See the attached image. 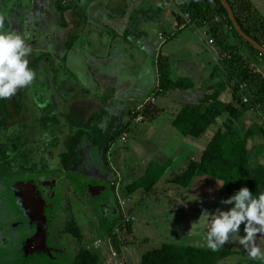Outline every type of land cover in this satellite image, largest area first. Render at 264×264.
<instances>
[{
    "label": "rangeland",
    "instance_id": "1",
    "mask_svg": "<svg viewBox=\"0 0 264 264\" xmlns=\"http://www.w3.org/2000/svg\"><path fill=\"white\" fill-rule=\"evenodd\" d=\"M252 1L257 11L264 16V0ZM51 2L50 4H52ZM31 5L32 0H0V15L8 17L6 26H11L20 31L23 24H21L23 22L21 20V13L22 11L24 12L26 10L27 12V10H30ZM80 22L81 19H79L76 26L81 25L79 24ZM206 29L201 30L200 33L201 38L203 41L206 40L207 44L211 37L206 36ZM28 30L30 33L29 28H27ZM23 31H25V27ZM54 34H56V31ZM71 36L67 42V44H72L71 48L67 49L65 47L63 50V42L59 40L60 45L54 50L56 51L55 54H52V52L45 53L40 48L39 43L43 45V41H34V43L28 41L33 47V53L29 57V66L36 72V79L31 86L18 90L14 97L8 100H0V177L13 174L11 178H8L7 187H5L4 183L0 184V204L6 203V201L8 202L4 194V192H8V185H11L13 188L15 187L19 193L25 194L28 192L31 200H33L31 201L32 207L37 210L43 209L42 213L40 211L37 212L38 214L41 213L40 217L43 214L49 218L47 222L42 221V227L38 233L39 238L40 233L45 228L41 241H43L45 246H48V249H51L50 246L54 243V240L63 235L65 230L59 231V227L52 230L50 224L47 223L59 220L60 224L63 225L60 226L61 229H66L64 227L73 221L72 215L69 212H73V207L76 204L80 203L83 206L91 204L94 210L92 212L96 218L99 215L105 216L107 212L106 208H101L99 205L98 198H96L97 200L91 198L87 186L82 181H85L84 178L88 179L89 177L97 175L93 162L95 163L102 149L107 133L115 127V121L107 114L100 113L101 108H103V111H107V106L106 108L102 107L103 104H101L100 108L99 104H88L85 102L83 104V101H73L75 97H86L89 102L92 100V96H89L87 93L85 94L84 90L77 91L74 87L70 86L71 88H69L67 86L68 83L74 82L69 73H66L64 60H66L69 50L76 44L75 36H77V32L73 31ZM207 47L210 48L208 45ZM59 51L61 54L56 55ZM71 53L75 55V58L78 56V54L76 55V51ZM195 58L192 59L195 61ZM181 63L182 58L180 60L176 58L172 61L170 60L167 69L170 77L174 71L180 69ZM170 79L173 80L172 77ZM238 106L243 108L244 111L247 110L241 104H238ZM253 113L258 116L256 112ZM144 115L145 121H147L148 116L145 112ZM147 124L148 122L145 126ZM139 125L134 124L131 120L128 128L130 129V127H137ZM159 125L161 127L160 129L156 131L148 130L146 133L143 132L145 126H140L142 130L137 131L135 129L130 136L129 142L127 140L122 142L121 139L120 141L117 139L107 153L110 166L111 164L114 166V159L117 156L116 150L124 146L127 149L128 144L135 149L134 153L144 161L151 159L152 161H156L161 151L168 156L171 145L166 146L164 140L166 138L170 139L173 136V141L171 142L177 145L184 138H182V135L176 129L174 132H171V128L168 127L166 120L159 121ZM237 125L241 131H244L243 128L246 126L242 121L237 120ZM213 129L211 128L210 131L214 132ZM80 131L83 133L77 149L69 156L66 165H63L62 156L68 150L69 139L77 135ZM164 131L166 132V138L161 139ZM211 132L208 131L206 136L196 141L197 144H191L190 140H187L188 142H185L187 146L185 147L188 148L191 145L189 147L190 150L199 149L202 146L205 147ZM150 142L154 144V147H152ZM77 156L79 158L78 162H80L78 167H76V164H73V160ZM85 157H88L86 159L89 160H84ZM81 160L84 162H81ZM111 169L117 178L114 194L119 197L121 196L123 198L122 201L127 202L126 205H130L132 201L140 200L142 194H144L143 190L140 191L141 196L136 194L133 196V199L126 195V187L132 183L130 180L132 179V175L135 176L134 169L132 170L131 168V172L126 171V175L124 176L117 170L118 168ZM168 172H172L173 175H179V172L175 168H170ZM74 175L77 176L76 183L71 179ZM122 176L123 181L121 180ZM62 180V185H64L58 188V185H60L58 183ZM200 181H211V179L198 177L194 180L192 186L184 189L181 187L177 188L173 184L159 182L154 187L151 195L146 196L144 194L143 205L135 207L134 217L129 210L130 206H128L127 213L125 212V214L129 217V222L127 223L124 220L123 231L115 234L116 244L109 237H105L91 230V234L95 237L97 236L93 238L95 239V251L100 257L105 258L103 264H139L144 254L159 248L163 244L189 245L207 249L203 236L194 234L196 232L195 224L199 219L202 208L208 210H215L217 208V203L212 198H215L218 190L215 186L202 184ZM214 183L216 186H219L215 181ZM206 188L209 189L208 198L198 197L197 199L196 196H190L187 198L191 200L186 201H171L168 198L171 197L169 195L171 192L172 195L181 199L183 198L184 191L188 193L198 192V194H201L200 192ZM22 194L17 195L27 203L29 208L30 201L29 199L26 200ZM178 203L180 205L177 209L183 204H186L187 208L186 211L178 212L180 218L176 219L175 214L166 213V210L167 208L176 207ZM140 204L141 202L139 201L138 205ZM18 205H22V202L19 201ZM0 206L4 208L0 212V264L52 263L53 261H47L46 257H44L46 261H42V257L40 256L29 255L32 250L30 246L34 241L35 235H37L39 220L27 211V206L24 209L23 205V208H18V210L12 206ZM26 211L28 214H26ZM18 217H21L24 225L16 236H13V231L5 227L8 225V222H13ZM88 218L91 219V216ZM174 221L176 223L181 222L176 229L172 225ZM129 223L132 226L133 233H128L126 230V225ZM14 224L16 227L20 226L17 222ZM92 226L93 224H91ZM1 228L7 230V232H1L3 231ZM12 237L13 241L10 240ZM5 239L8 240L5 241ZM74 242H76L75 245L78 250L88 248V244L85 243L83 238L81 242H78L74 238ZM240 249L242 252L243 248L239 244L229 243L219 251L233 252V250L239 251ZM56 252L58 254L57 256L60 257L59 250H56ZM113 253H116V258H113ZM55 256V254L51 253V259ZM220 261L218 264H260L259 261L251 260L244 249L239 256L228 257L226 260L222 259Z\"/></svg>",
    "mask_w": 264,
    "mask_h": 264
},
{
    "label": "crops",
    "instance_id": "2",
    "mask_svg": "<svg viewBox=\"0 0 264 264\" xmlns=\"http://www.w3.org/2000/svg\"><path fill=\"white\" fill-rule=\"evenodd\" d=\"M50 2L51 0H32L31 9L27 10V12L26 10L24 12L22 11L21 13V20H23L21 24H23L22 28L20 26V31H23L24 27L25 31L29 28L30 33L29 30L27 31L30 34L29 41L33 43L34 41H43V45L39 43L40 48L45 53L52 52V54H55L56 51L54 50L60 45L59 40L63 42L62 48L64 50L68 40H70L71 33L73 31L77 32V36H75L76 47L73 45L67 54L68 56H66V60H64L66 73H69L74 82L68 83L67 86L69 88L72 86L77 91L84 90L85 94L87 93L89 96H92V100L89 102L86 97H75L73 101H83V104L84 102L88 104H99L100 108L101 104H103L102 107L106 108L107 106V111H103V108H101L100 113L107 114L115 121V127L107 135L124 128L120 137L121 135H126V140L129 142L130 136L135 129L137 131L142 130L140 126H145L148 122L143 132L146 133L148 130L156 131L161 128L159 125V121L161 120H166L168 127L171 128V132H174L176 128L173 122L178 114L185 108L196 107L202 101L205 94L211 93L210 88L218 84L225 86L219 96L220 102L225 105H233L236 109V111L233 109L231 113H224L201 137L192 138L182 136L184 140L180 141L177 145L171 142L173 141V136L170 139L165 137L166 132L164 131L161 139L166 138L164 140L166 146L171 145L170 154L166 156L161 151L156 161H152V159L141 160V157L134 153L135 149L130 147L129 144L127 149L124 146L116 150L117 156L114 159V166L118 168L117 170L123 176L126 175V171L131 172L134 169L135 176L132 175V179H130L132 183L139 181L149 174L150 171V174H153L152 176L156 178L155 186L159 182L172 184L169 180L178 175H173L172 172L169 173L170 168H175L179 172V175L182 174L191 161L197 160L200 157L215 133L223 129L225 124L232 125L237 130H240L237 125V120L245 124L244 131L251 130L254 132V136L252 135L253 138L251 136L248 147V151L250 152L249 165L251 167L264 166V136L262 135L264 119L252 107L245 105L244 107L247 110L244 111L243 108H240L236 104L231 95L230 88L233 82L230 81L229 73L225 71L221 63L225 58H219L218 53H220V49L216 47L208 48L206 40L203 41L201 38V30L206 28L208 30V27H202L197 30L190 27L178 32L174 17L171 14V9L165 7L161 0H52V4ZM59 2H61V6H59ZM79 19H81L79 23L81 25L76 26ZM55 31L56 34H54ZM159 33L164 35V42L159 40ZM73 51L77 52L76 55L78 54L76 58L71 53ZM60 54L61 52L59 51L56 55ZM158 56L162 60H167L168 63L174 58L178 60L182 58L180 69L174 71L171 75L173 80L170 79V74L168 75L171 84L184 80V85L179 89L170 88L167 91L158 93L156 105L152 109L151 107L148 108L151 110H148L147 121L137 127H130L129 129L128 127L131 121L129 115L132 109L142 102L143 99L155 94L158 86L161 88L160 75L157 67ZM194 57H196L195 61L192 59ZM238 94L240 95V93ZM253 112H256L259 117ZM260 112L264 114L261 108ZM240 124L242 125V123ZM211 128H214V132L210 131ZM208 131L211 133L209 134L205 147L202 146L199 149L192 150L189 149L191 145L188 148L185 147L187 146V143H185L188 142L187 140H190L191 144H197L196 141L206 136ZM120 137L118 138L119 141ZM151 145L154 147V144L151 143ZM86 158L88 157H85L84 160H89ZM78 159L77 156L73 160V164H76V167L80 163ZM81 162L84 161L81 160ZM93 166L97 171V175L89 177L88 179L84 178L85 181L82 182L87 186L91 198H98L96 200L99 201L101 208H106L107 212L105 213V217L107 216L108 219L114 218L117 216V213L114 212L115 210L113 208H110L113 202L112 192H109L106 186L109 179V172L103 169L104 167L99 155L95 163L93 162ZM114 166L112 164L110 166L109 164L110 169H115ZM117 174L120 175L119 173ZM123 176L121 177L122 181ZM76 178V175L71 177L75 183ZM63 180L58 183L60 184L58 188L63 187ZM200 183L217 188V195L212 199L217 203V207H220L218 198L219 187L212 180L200 181ZM141 190L131 195L130 198L133 199V196L136 194L141 196ZM208 190V188L204 189V191L200 192L201 194H198V192L188 193L184 191L183 198L181 199L172 195L171 192L169 193L171 197L168 198L171 201L191 200L187 198L190 196L208 198ZM25 195L27 199L31 200L28 192ZM144 197L145 195L142 194L140 200L132 201L129 205V210L133 217L135 207L143 205ZM139 201L141 202L140 205H138ZM179 205L180 203L176 207L174 206V208H167L166 213L175 214L176 219L180 218L178 212L186 211L187 205L183 204L180 206V210L177 209ZM37 211L35 209L33 213L36 212L35 214L39 218V221L42 219L46 222L49 221L47 215L42 214L40 217L41 214H38ZM92 211L94 210L91 204L83 206L79 203L73 207V212H69L72 215V220L80 230L83 240L88 244V249L93 248L95 243V239H93L95 236L91 234V230L103 235L100 219L104 216L99 215L96 218ZM90 216L91 219L88 218ZM180 223L174 221L172 223L173 228L176 229ZM47 224H50L52 230L59 227V231H64L60 227L62 224H60L59 220ZM91 224H93L92 227ZM41 227L39 226V231ZM241 227L243 228V225ZM44 231L45 228L40 233L39 238L38 233L35 236L30 246L32 250L29 255L40 256L42 257V261H46V259L47 261L52 260L53 262L50 264H72L78 252L74 238L70 235L63 234L54 240V243L50 246L51 249H48V246H45L43 241H41ZM131 232L133 233L132 228ZM56 250H59L60 257L57 256ZM242 252L241 249L239 251H230L229 256L218 259L216 264L221 262L220 260L222 259L226 260L228 257H237ZM51 253L56 255L53 259H51ZM43 256L46 259H43ZM99 262V264H103L105 258L100 257Z\"/></svg>",
    "mask_w": 264,
    "mask_h": 264
},
{
    "label": "trees",
    "instance_id": "3",
    "mask_svg": "<svg viewBox=\"0 0 264 264\" xmlns=\"http://www.w3.org/2000/svg\"><path fill=\"white\" fill-rule=\"evenodd\" d=\"M161 1L165 7L171 9L178 32L190 27L194 29L208 27L206 36L213 39V47L220 49L219 58H225L221 63L225 71L229 73L230 81L233 82L230 88L236 104H241L242 107L245 106L242 104V97L238 93L240 92L239 86L247 84L249 89H247L245 95L249 97L251 104L260 105L261 111L264 113V16L257 11L251 0ZM59 6H61V2H59ZM66 47L69 49L71 43L67 44ZM157 67L162 92L170 88L179 89L184 85V80L170 83L167 60H162L160 56L157 59ZM224 88L223 84L211 87V93L205 94L196 107L183 109L173 122L176 130L182 136L199 138L224 113H231L233 109L236 111L233 105H225L220 102L219 96ZM148 110L146 111L147 115L149 114ZM123 129H118L113 134L107 135L102 151L99 153L103 169L109 172L107 187L109 192L113 193V202L110 208H113L114 212L117 213L114 218L108 219L107 216L101 218L100 226L103 236L109 237L114 241V244H116L115 234L122 232L124 229L123 214L119 204V201L123 198L114 194L117 178L113 172L111 173L107 153L120 137ZM82 133L80 131L77 135L70 137L68 150L62 156L63 165H66L67 159L76 150L82 138ZM253 133L251 130L241 131L232 125L225 124L223 129L215 133L200 157L191 161L182 174L171 178L169 182L184 189L189 188L197 177L209 178L219 185V201L228 198L241 187H248L254 195L264 192V166L251 167L249 165L250 152L248 147ZM262 135L264 136V129ZM152 175L149 171V174L145 177L131 183L126 187V195L130 197L141 189L146 196L151 195L156 184V178ZM12 176L13 174L6 177L1 176L0 184L4 183L7 187L8 178ZM7 190L8 192H4V194L8 202L6 201V203L0 205L4 207L12 206L17 210L25 205L24 200L17 195L22 193L17 192L11 185H8ZM22 195L27 200L26 195ZM19 201L22 202V205H18ZM124 202V210H127L129 205H126V201ZM2 209L4 208L0 206V212ZM27 211L30 213L28 206ZM6 221L8 222V220ZM16 222V220L8 222L5 227L13 231V236H16L24 225L20 223V226L16 227L14 224ZM66 226L63 233L81 242V232L74 221ZM131 228L130 223L126 225L128 233H131ZM1 230H3L1 232H7L3 228ZM7 240L5 239V241ZM10 240L13 241V237ZM229 255V251L213 252L189 245L163 244L159 248L144 254L139 264H216L218 259ZM99 259L100 255L97 254L94 248H82L78 250L72 264H99Z\"/></svg>",
    "mask_w": 264,
    "mask_h": 264
},
{
    "label": "clouds",
    "instance_id": "4",
    "mask_svg": "<svg viewBox=\"0 0 264 264\" xmlns=\"http://www.w3.org/2000/svg\"><path fill=\"white\" fill-rule=\"evenodd\" d=\"M7 19L0 15V100L14 97L18 90L31 86L36 79V72L29 66V57L33 53V47L28 43L30 34L6 26ZM257 106V112L264 119L260 105ZM195 229L194 234L203 236L207 249L217 252L226 244L237 243L251 260L264 264V192L254 195L248 187L239 188L222 199L215 210L202 208Z\"/></svg>",
    "mask_w": 264,
    "mask_h": 264
},
{
    "label": "built area",
    "instance_id": "5",
    "mask_svg": "<svg viewBox=\"0 0 264 264\" xmlns=\"http://www.w3.org/2000/svg\"><path fill=\"white\" fill-rule=\"evenodd\" d=\"M163 38H164L163 35L160 34V35H159V39H160L161 41L164 42L165 39H163ZM207 45H208L209 47H212V46L214 45V41H213V39L208 40ZM247 89H248L247 84H241V85L239 86V91H240V92L242 93V95H243V99H242L243 103H245V104H250V99H249V97H247V96L245 95V93L247 92ZM156 90H157V91H156L155 94H152V95L149 96L148 98L144 99L141 103H139L136 107H134V108L132 109V111H131V118H132V122H133L134 124L137 125V124H141V123H143V122L145 121V115H144L145 110H146L148 107H151V106L156 105V103H157V94H158V93H161V88L158 86ZM253 110L258 111V110H259V107H258L257 105H256V106H253ZM125 140H126V135H122V136H121V141L124 142ZM112 185H113V184H112ZM115 186H116V185H115ZM119 204H120V208H121V210H122L123 220H125V222L128 223V222H129V217H127L126 214H125L126 210L124 211L125 202L122 201V200H120V201H119ZM94 247H95V245H94ZM116 257H117L116 253H113V258H116Z\"/></svg>",
    "mask_w": 264,
    "mask_h": 264
},
{
    "label": "water",
    "instance_id": "6",
    "mask_svg": "<svg viewBox=\"0 0 264 264\" xmlns=\"http://www.w3.org/2000/svg\"><path fill=\"white\" fill-rule=\"evenodd\" d=\"M14 188H15V187H14ZM15 190H16V188H15ZM29 201H30L29 209L31 210V213H32V214H33V215L39 220V218H38V217L36 216V214H35L36 212L33 213V210H35V209L32 207V205H31V201H33V200H29ZM38 211H40V212L42 213V212H43V209H39ZM38 211H37V212H38ZM41 213H40V214H41ZM42 221H43V219H42L41 221L38 222V225H39L40 227H41V223H42Z\"/></svg>",
    "mask_w": 264,
    "mask_h": 264
},
{
    "label": "flooded vegetation",
    "instance_id": "7",
    "mask_svg": "<svg viewBox=\"0 0 264 264\" xmlns=\"http://www.w3.org/2000/svg\"><path fill=\"white\" fill-rule=\"evenodd\" d=\"M16 190H17V189H16ZM25 208H26V203H25V205H24V209H25ZM24 211H25V210H24ZM30 213H31V212H30ZM26 214H28L27 211H26ZM32 216L35 217L33 214H32ZM35 218H36V217H35ZM36 219H37V218H36ZM16 221H17V223H19V224L22 223V225H23V221L21 220V217H18V218L16 219ZM38 227H39V225H38ZM37 230L39 231V228H38ZM38 231H37V233H38ZM35 236H36V235H35ZM43 259H45L44 256H43ZM44 261H45V260H44Z\"/></svg>",
    "mask_w": 264,
    "mask_h": 264
}]
</instances>
